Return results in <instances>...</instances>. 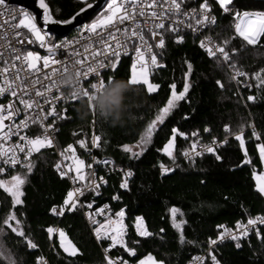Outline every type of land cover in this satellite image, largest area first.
I'll return each instance as SVG.
<instances>
[{
	"label": "trees",
	"instance_id": "trees-1",
	"mask_svg": "<svg viewBox=\"0 0 264 264\" xmlns=\"http://www.w3.org/2000/svg\"><path fill=\"white\" fill-rule=\"evenodd\" d=\"M44 1L52 18L64 22L94 0ZM195 3L199 6L203 0ZM208 4L217 17L209 32L220 45L228 41L225 50L231 56V63L247 74L242 78L250 80L252 90H243L239 94L224 65L201 50L195 37L186 35L182 43L171 39L165 43L160 53L162 67L150 73L151 83L159 85L156 92L148 93L145 85L138 84L123 93L121 107L128 115L123 124L113 127L96 110L84 121L80 120L77 111L83 114L87 108L83 101H79V109L77 102L59 124L57 145L67 158L73 153L66 150L69 145L74 148V153L83 157L76 141L83 133L87 134L94 117L96 133L101 138L96 153L110 156L115 164L133 170V178L126 188H120L119 177L112 174L101 196L94 197L88 192L84 197V200L95 199L99 204L111 205L116 220L126 226L122 239L128 248L135 249L136 255H128L119 245L112 253L131 262L152 255L163 264H188L224 230L249 218L264 216V196L257 191L254 179L255 173L264 171L258 149V145L264 143V84L256 79L258 72L264 78V72H261L264 70V36L259 38L258 44L248 45L234 28L236 12H264V0H233L229 13H224L215 0H208ZM105 15L109 13L103 7L95 13L93 23ZM189 64L191 74L186 80ZM130 68L129 60L120 58L115 62V68L106 74L107 82L114 84L124 79L128 83ZM217 81L223 87L218 86ZM186 82L190 88L185 100L178 102L164 123L157 126L151 143L141 144L148 125L170 98L171 85L175 84L179 93ZM250 95L256 97L254 102L248 100ZM226 127L230 131H225ZM173 128L182 134H178L174 142V159L162 151L173 135ZM253 128L260 135L259 140L252 135ZM241 129L245 141L243 148L235 139ZM191 133H198L207 142L215 139L221 145L214 147V153H204L195 163H186L182 153L191 146ZM125 145H139L140 152L137 155L126 152L123 150ZM56 162V153L44 149L33 158L34 167L30 172L22 168L0 176L4 181L17 173L24 176L20 197L23 203L14 209L20 224L11 223L22 229L27 240L37 247H27L25 238L11 233L3 225L4 218L13 211V198L3 189H0V227L6 235L0 236V244L12 253L17 264H36L41 257H46L48 264H106L101 247L78 208L66 211L63 216L51 213L69 191V182L59 174ZM161 165L174 170L161 173ZM114 196L118 200H114ZM173 207L179 210L176 222L184 221V242H181L180 231L173 226L170 212ZM121 210L125 213L122 218L116 215ZM138 218H142L151 236L138 234ZM49 227H58L66 233L78 249L76 256H69L61 249L57 235L48 233ZM259 230L264 237V224ZM212 252L219 264H264V238H258L252 232L247 238L221 242L212 248ZM203 264L213 263L206 260Z\"/></svg>",
	"mask_w": 264,
	"mask_h": 264
},
{
	"label": "built area",
	"instance_id": "built-area-1",
	"mask_svg": "<svg viewBox=\"0 0 264 264\" xmlns=\"http://www.w3.org/2000/svg\"><path fill=\"white\" fill-rule=\"evenodd\" d=\"M195 1L196 0H184L182 10L185 12H191L192 9L199 10L200 5L196 6ZM110 2L111 0H106V3L103 7L107 8V4ZM120 2L121 0H118V3ZM132 2L136 3L138 6L136 9L137 15L135 17V21L125 20L122 24L117 21L114 25H109L107 27L98 26L95 32L90 31L91 24H88L86 21L74 27L66 36L61 37L48 32L45 26H40L35 13L30 9H22L9 2L6 3V6H0V25H2V28H0V34H8V40L0 39V72H2L4 68H8L7 73L0 75V86H6L5 79H7L9 82L15 80L14 90L16 91L15 96L11 94V91H6L3 95H0V115L7 116L9 111L14 113L11 119L4 120L3 131L0 132V135L7 133L9 127L15 131L17 125H20L22 121H27L28 127L22 128L20 130V136H26L28 138L34 139L36 136H44L46 134L52 139L53 146L49 148H42L41 151L44 149H50L56 153V165H61V169L58 171L60 175L62 172H67L68 167L73 169L71 172H68L66 176H64L69 182V191H75L77 188L83 187L84 194L82 196L77 194L75 197V199L78 201L77 208L82 212L94 240L101 247L105 259L106 257H110L113 260L123 257L114 255L112 253L115 247L111 248L109 251H106V249H109L111 245V239L105 238L98 240L94 231L95 228L104 225V227L101 228L102 236L105 233H108L109 236L115 235L112 229L117 227V225L109 224V220H116L113 215V209L109 203L99 204L95 199L84 200V197L88 192H91L94 197L101 196L103 189L109 183V176L112 174L119 177V187L122 189L126 188L121 187V185L125 182V180L127 184L129 183V181L133 178V170L129 167H123L121 165L115 164V161L110 156L98 155L96 153L99 146L96 147L93 144L94 137L98 136L95 129L96 127L94 117L90 123L87 134L83 133L76 141V145L81 150L83 157L77 153H73V155L69 158H67L64 154L62 156L61 152L63 151L60 150L57 145L58 132L60 128L59 124L69 115V112L77 102L83 101L86 104V107L91 106V100L86 98V91H88L87 95L92 96L94 93L92 90L93 84L98 85L100 80H103L106 84V74L120 58L129 60L131 66L136 64V69H143V66L139 62L136 55L137 47L141 49V52L144 55V65L147 66L148 71L152 73L159 68L151 64V55L155 54L157 56L158 64L161 65L160 53L164 47L158 48L155 46L160 40L161 35H156L153 37L149 29H153L154 31L162 34L165 43L169 39L175 43H178L177 40L179 37H183L182 42H184L186 35H192L195 37L199 48L207 54L208 52L206 49L200 46L201 41L205 40L206 37H211V44H209L208 47H212L213 50H215L216 46L220 45L216 41L214 35L209 32V29H211L216 23L214 25H209L207 28L193 30L197 27L195 19H189V17L183 15L171 17L165 16L162 20L158 17H153L151 16L152 11L160 12L163 11V9L159 6L149 8L148 4L151 3V0H129V2L126 4L129 12L132 11ZM140 7H143L145 16L138 15ZM5 8H7V11ZM21 10L26 11L29 15L35 17L34 22L36 23L37 28L40 30V34H42L44 37L43 47L41 46V41H37L33 34L27 29H18V31L22 32L24 35L14 38L11 24L6 23L5 21H11L13 24L18 23V19L12 20V16L19 17ZM120 14L122 13H118V15ZM44 15L45 12L42 15V20H44ZM210 15H214L216 17L215 13L212 11ZM178 21H182V23ZM161 22L165 25L164 28H154L155 24ZM136 23L140 25L139 28L135 27ZM189 24H191L192 27H189ZM173 27L177 28L178 31L169 30ZM116 29H119L120 31H116ZM125 29L128 30L127 33L124 31ZM134 29L137 32H140L141 29L143 30V35L147 43H141L138 37L132 36V31ZM109 33H115V39H112L109 36ZM25 36L27 39L24 40L23 44H20L18 41L24 39ZM101 37L104 38V42L101 41ZM27 40H32V43L29 44ZM105 43L108 45L107 48L105 47ZM117 44L120 46L117 47ZM12 48H19L25 54L28 51H32L36 56L40 57V59L35 61L36 68L28 69L26 63L22 68V61L14 60L15 55L18 53L12 52ZM50 50L54 53V55H50ZM114 52H119V56L117 57L113 55ZM45 57H49V64L47 66L44 65ZM215 57L224 65L232 79L234 75V69L229 67V63H231V61H224L219 53ZM76 60L83 61L82 64H77L80 70L82 69L83 71H87L89 68L92 69V71L88 72L87 76L83 75V71L81 75H78L80 70L77 71L76 75L79 77V95L75 93L70 94L69 88L61 89L57 85L56 79L58 73L63 70L66 65H71ZM13 63H15V68L12 67ZM101 63L103 64V67H97V65ZM21 68L22 70H20L18 73L20 79H16V70ZM97 73H99V75H97ZM242 77L243 76H237L236 79H232L239 94H242L243 90H252V84L250 80L248 78L243 79ZM21 81L23 83H21ZM37 92H41L42 95L37 96ZM21 99L31 102L32 107L26 108L24 104L20 103ZM10 105L11 107H9ZM94 111L95 110H93L92 114H94ZM44 117H47V119ZM33 121L36 122L34 123ZM49 125H51L50 128L48 127ZM45 128L48 129L47 133H45ZM191 138V146L183 151V153L188 152L189 155L185 156L182 153V159L186 163H195L198 158H200L204 153H207L203 151L205 145L212 148L221 145L215 139H211L210 142L203 140L198 133H191ZM81 140L85 142V147L83 148L79 144V141ZM0 143L4 144L5 149H12L14 145L25 144L26 141H21L19 136L13 135L10 140L0 141ZM98 143L100 142L98 141ZM193 143L196 144L195 151L192 150ZM197 151L203 152V154L196 155ZM38 153L33 152L30 158L31 162ZM14 154L17 155L18 159L22 163H18L13 168L0 162V166L6 169L4 173L0 174V176H6L10 172L25 168L23 167V163H27L25 160V153L15 150ZM77 160H82L84 162L83 165H80V167L82 169V174L87 177L85 181L73 182L72 179H69V177H75L77 175L75 172ZM105 161H108L109 163H105ZM160 170L161 173H163L162 168H160ZM128 173H131V175H127ZM101 177L104 181H106V183H102L100 181L99 178ZM96 183L100 184L98 189H95ZM113 198L114 200H118L117 196H114ZM64 201L60 205L54 207L59 211L60 208L64 207ZM88 204H91L92 207L88 208ZM101 208L104 209L103 214L98 212V209ZM240 223L247 224V221ZM261 225L263 224L258 223L255 228L250 226L249 235L252 232L256 234V228L260 229ZM53 229L55 230L53 234L57 235L59 228L55 227ZM242 231L243 229H237V224H235L233 228L227 229V231L224 230L219 234L220 236L222 233H224L225 238L222 241H218L217 244L232 240L231 235L240 236ZM217 244L211 245L209 243L207 249L195 256L188 264H199V262L195 260L196 257L202 258L203 263L206 260L213 263L211 259V255H214L212 248ZM42 258H44L46 264H48L47 258ZM123 259L126 260L128 264H139V261L131 262L128 259ZM36 264H38V261Z\"/></svg>",
	"mask_w": 264,
	"mask_h": 264
},
{
	"label": "snow or ice",
	"instance_id": "snow-or-ice-1",
	"mask_svg": "<svg viewBox=\"0 0 264 264\" xmlns=\"http://www.w3.org/2000/svg\"><path fill=\"white\" fill-rule=\"evenodd\" d=\"M129 2V0H121L120 3H118V0H111L110 3L107 4V12L110 13L109 15L102 16L101 19H99L97 22L93 23L90 26V31L95 32L98 26L102 27H107L109 25H114L117 21L119 23H123L125 20H133L135 21V17L137 15V4L132 2L131 3V8L132 11L129 12L126 4ZM215 2L219 5L220 9L224 13H229L232 11V8L230 7L233 4V0H215ZM7 0H0V6H6ZM184 3V0H151V3L148 4L149 8L159 6L163 9V11L157 12V11H152L151 16L153 17H158L161 20L165 17H171V16H179L183 15L186 17H189V19H195L196 23V28L193 30H199L200 28H207L209 25H214L216 23V17L214 15H210L211 13V7L208 4V0H203V3L200 4L199 10L197 9H192L191 12H185L182 10V5ZM40 7L44 9L45 15H44V20L45 23L51 22L55 23L56 21L51 20V17L48 13V6L45 4L44 0H39ZM88 7H92V5H88ZM7 11V8H5ZM83 11V10H82ZM118 13H122L118 15ZM138 15L140 16H145V11L143 10V7H140V10L138 12ZM235 17L239 21L238 23L235 24V31L236 33L242 37V39L248 44V45H256L259 42V38L261 36H264V12H256V13H249V12H244L241 14L240 12L235 13ZM18 19V23H11V21L6 20V23H10L11 27L13 28V35L15 37H20L23 36L24 34L18 29H27L29 32H31L37 40L41 41V46L43 47V41L44 37L40 35V30L37 28L35 21V17L31 16L28 14V12L21 10V14L19 17L17 16H12V20ZM182 23V21H178ZM189 27H192L191 24L188 25ZM136 28H139L140 25L136 23L135 25ZM165 25L161 22L158 24L154 25V28L159 29V28H164ZM0 28H2V25H0ZM170 31H178L177 28L173 27L169 29ZM116 31H120L119 29H116ZM125 33H127V29L124 30ZM149 31L152 33V36L155 37L156 35H161L160 40L157 42L155 45L158 48H163L164 47V39L162 34L154 31L153 29H149ZM109 36L112 39H115V33H109ZM132 36L138 37V39L141 41V43H147L145 40V37L143 35V30L141 29L140 32L135 31V29L132 31ZM0 39L2 40H8V34L3 33L0 34ZM27 39L25 36L24 39L19 40L18 42L20 44L24 43V40ZM101 41L104 42V38L101 37ZM183 37H179L177 42H182ZM29 44L32 43V40H27ZM228 41H224L223 45H218L216 46L215 50H213L212 47H208L209 44H211V37H206L205 40L201 41V47L205 48L206 51L208 52V55L210 57H215L219 53L220 56H222L223 60L226 62L231 61V56L229 55V52L225 50V45H227ZM120 45L117 44V47ZM105 47L107 48L108 45L105 43ZM12 52L18 53L15 55L14 60L15 61H22V68L23 65L26 63V66L28 69H35L36 64L35 61L40 59V57L36 56L33 52L29 51L26 54L22 52L19 48H12ZM50 55H54L53 52L50 50ZM113 55L119 56V52H114ZM136 55L138 57L139 62L143 66V71L139 74V77L136 74V64H133L132 66V75L130 79L128 80V83L131 85H138V84H143L146 85L147 92L148 93H153L156 92L159 89L158 84H153L149 81L148 79V74H147V66L144 65V55L141 52V49L139 47L136 48ZM82 60H76L73 62V64H82ZM49 64V57L44 58V65L47 66ZM151 64L153 66L157 67H162V65L158 64L157 61V56L155 54L151 55ZM70 65H66L64 67V70L66 71L67 68ZM13 68H15V63L12 65ZM97 67H103V64H98ZM229 67L234 69V75L232 79H236L237 76H246L247 74L244 72L239 71L236 69V65L234 63H229ZM21 69H17V76L16 79H20L18 73ZM115 68V64L113 65V69ZM191 64L188 65V73L186 74L185 79L187 80V76L191 74ZM82 69L78 73V75L82 74ZM92 71L91 68L87 69V71H83V75L87 76L88 72ZM8 68H4L2 72H0V75L3 73H7ZM261 72H264V70H261ZM99 75V73H97ZM114 78V77H113ZM110 78L109 80H111ZM256 79L261 83L264 84V78H262L261 73L258 72L256 73ZM21 83H23L21 81ZM218 86L223 87V84L220 81H217ZM5 85L6 86H0V95H3L6 91H11V94L13 96L16 95L15 89V80L9 82L7 79H5ZM105 85V82L103 80L99 81V84H93L92 85V90L93 92L98 91L99 89H102L103 86ZM172 92L170 98L167 100L166 105L159 110V114L156 116V118L148 125L147 130L144 134V136L141 137V144H149L152 141V137L154 132L157 130V125L158 124H163L165 119L171 114L172 110L177 107L178 102L184 101L186 98V94L189 91L190 85L186 82L184 84L183 91L177 93L176 91V85L173 84L171 85ZM86 91V98L91 100L92 96L87 95ZM37 96L42 95L41 92L36 93ZM256 99L255 96L250 95L248 96V100L254 102ZM21 104H24L26 108H31L32 103L29 101H25L23 99L20 100ZM11 107V105L9 106ZM14 115L13 112L9 111L7 116L0 115V132L3 131V122L5 119H11V117ZM47 119V117H44ZM34 123L36 121H33ZM28 123L27 121H22L20 125L16 126V130L13 131L11 127H9L7 133H3L0 135V141H6L10 140L13 135L19 136L21 141H26L25 144H16L13 146L12 149H5L4 144L0 143V162L2 164L9 165L11 167H15L18 163H22L17 155L14 154L15 150H18L19 152L25 153V160L27 163H23V167L27 169L28 172L31 171L32 167L34 165L31 163V156L33 152H40L42 148H49L53 146V141L50 137H48L46 134L44 136H36L34 139L33 138H28L26 136H20V130L22 128H27ZM49 128L51 125L48 126ZM47 128H45V133H47ZM225 131H230L229 128H225ZM173 135L169 139L168 143L165 145V147L162 149V151L167 154L170 158H173V153L172 149L174 146V142L176 139V136L182 135L179 133L178 129L173 128L172 129ZM252 135L255 136L257 140L260 139V135L256 133L255 129L253 128ZM100 136H95L93 140L94 146L98 147L99 143L98 141L100 140ZM235 139L240 142L241 147H244V136H243V129H241L240 134L235 136ZM80 146L83 148L85 147V142L83 140L79 141ZM27 149V150H26ZM259 153L261 159H264V143L258 145ZM67 151H71L74 153V148L69 145L68 148L66 149ZM123 150L126 152L132 151L131 148H129L127 145L123 146ZM192 150H196V144L193 143L192 145ZM204 152H209V153H214L215 149L212 147H209L207 145L204 146L203 149ZM63 152H61V155L63 156ZM203 152H196V155H202ZM137 155V154H133ZM183 155L188 156V152H184ZM245 155H247V151L245 150ZM217 159H220L219 156H217ZM250 162V161H246ZM82 160H77V166L75 168L76 176L75 177H69V179H72L73 182H78V181H85L87 177L82 174V169L80 165H83ZM105 163H109L108 161H105ZM162 172L163 173H168L169 171H173L174 169H169L165 167L164 165H161ZM56 169L59 171L61 169V165L57 164ZM5 168L0 166V174L5 172ZM73 169L71 167L67 168V172H62V176H66L68 172H71ZM127 175H131V173H128ZM102 183H106V181L103 180V178H99ZM255 179L257 180V191L260 192L262 195H264V174L255 176ZM25 183V178L24 176L17 174L11 177V182L10 186L9 183H6L4 180H0V189H3L4 192H6L9 196L13 198L12 202V208L13 211L9 213L7 217L4 218L3 220V225L7 227L11 233L18 235L19 237L25 238L27 242V247L31 249H35L37 245L33 243L31 240H27L25 237V234L22 229H19L17 226L20 224V221L16 219L15 216V211L14 209L16 208L17 205H20L23 203V201L20 199V197L23 195L21 191V186ZM100 187L99 183L95 184V189H98ZM121 187H127V182H125L121 185ZM79 195H83V187L77 188L75 191H69L67 193V198L64 201V207L60 208L59 211L54 207L51 211L53 214L63 216L65 211H75L78 205V201L75 199V197ZM99 194V193H97ZM88 208H91L92 205L88 204ZM178 209L173 207L170 209L172 219H173V226L176 227L180 233H181V242L183 241V230H182V224L184 221L176 222V214L178 213ZM98 212L100 214L104 213V209H98ZM118 217H123L125 215L124 211L121 210L119 213L116 214ZM11 221H15V224L17 226H13ZM260 223L264 224V216L262 217H257V218H249L247 220V224H242L240 222L237 223V229H243L241 232L240 236L237 235H231L232 240H239L242 237H247L249 235V230L250 226L252 228H255V226ZM109 224H114L117 225V227H114L112 231L115 233V235L109 236L108 233H105L103 236L101 235V228L104 227V225H101L100 227H97L94 229L96 238L98 240H102L105 238L111 239V245L109 249H106V251H109L111 248L116 247L119 245L120 247L124 248L125 251L128 253L130 256H135L136 251L134 248H128L127 243L122 239L123 235L125 234L126 231V226L122 224L121 221L119 220H109ZM136 228L137 232L140 236L142 237H147L151 236L152 233H150L147 230L146 225L143 224L142 218L137 219L136 223ZM49 234H52L55 230L51 227L47 229ZM227 231V230H225ZM6 235L4 232V228L0 227V236ZM256 235L258 238H264L261 237L260 230L256 228ZM59 236L61 237V248H63L64 252L67 253L69 256H76L78 253V249L71 243V241H68V246H65L64 240L66 239V234L63 231L59 232ZM225 238L224 233H222L216 240H210L211 245L217 244L218 241H222ZM236 246L239 248L240 244L237 243ZM211 255V254H210ZM211 259L213 261V264H218L216 261V257L214 255H211ZM195 260L199 262V264H203L202 258L196 257ZM0 261L3 262V264H17L16 259L13 257L12 253L8 251L3 244H0ZM38 264H46V261L44 258H39L38 259ZM106 264H128L126 260L123 258H118L117 260H113L110 257H106ZM139 264H163L162 261H157L153 256L149 255L146 259H142L139 261Z\"/></svg>",
	"mask_w": 264,
	"mask_h": 264
},
{
	"label": "clouds",
	"instance_id": "clouds-1",
	"mask_svg": "<svg viewBox=\"0 0 264 264\" xmlns=\"http://www.w3.org/2000/svg\"><path fill=\"white\" fill-rule=\"evenodd\" d=\"M80 68L77 64H71L67 70H61L57 75V85L61 88H69L70 94L79 95V77L76 75ZM115 77L113 78V80ZM133 89V85L121 79L120 82H107L102 89L92 94L91 106L83 110V114L77 109L80 108V102L76 109L78 118L84 121L89 115L96 110L105 121L109 122L113 127L121 125L125 122L127 111L121 107L123 93ZM79 101V99H78Z\"/></svg>",
	"mask_w": 264,
	"mask_h": 264
},
{
	"label": "water",
	"instance_id": "water-1",
	"mask_svg": "<svg viewBox=\"0 0 264 264\" xmlns=\"http://www.w3.org/2000/svg\"><path fill=\"white\" fill-rule=\"evenodd\" d=\"M7 2L17 5L22 9H30L36 15L38 24L40 26H45L46 30L50 33L55 34L56 36H66L69 32L76 26L86 22L91 18L96 12L101 10L106 3V0H94L83 7H81L77 12H75L69 19L64 22H58L52 18L49 13L51 20L56 21L55 23H45V20H42V15L45 12L43 8L40 7L39 0H7ZM45 2V1H44ZM47 5V3L45 2ZM92 5V7H88ZM48 6V5H47ZM83 10V11H82Z\"/></svg>",
	"mask_w": 264,
	"mask_h": 264
},
{
	"label": "rangeland",
	"instance_id": "rangeland-1",
	"mask_svg": "<svg viewBox=\"0 0 264 264\" xmlns=\"http://www.w3.org/2000/svg\"><path fill=\"white\" fill-rule=\"evenodd\" d=\"M99 12V11H98ZM257 11H255V12H249V13H256ZM110 14V13H109ZM243 14V13H242ZM95 16V14L91 17V18H89L87 21H88V23H90L91 25L93 24V17ZM101 19V18H100ZM239 21L236 19V22H235V24L236 23H238ZM95 23V22H94ZM234 28H235V26H234ZM41 36H42V34H40ZM34 36V35H33ZM35 37V36H34ZM242 38V37H241ZM35 39H36V37H35ZM37 40V39H36ZM37 41H39V40H37ZM29 52V51H28ZM32 52V51H31ZM143 71V69H136V74H137V76L139 77V74L141 73ZM150 71H147V74H148V79H149V81H150ZM131 75H132V66H131V68H130V77H131ZM130 77H129V79H130ZM151 82V81H150ZM146 86V85H145ZM159 114V113H158ZM157 114V115H158ZM156 115V116H157ZM156 118V117H155ZM154 118V119H155ZM153 119V120H154ZM152 120V121H153ZM151 121V122H152ZM159 125V124H158ZM157 125V126H158ZM129 148H131V150L132 151H130V153H132V154H136V153H138V152H140V146L139 145H131V146H128ZM72 155H73V153H72ZM263 160V163H264V159H262ZM18 174V173H17ZM17 174H15V175H17ZM263 174H264V171H263ZM258 175H261V173H259V174H257V176ZM5 182L6 183H9V186H10V182H11V177L9 178V179H7V180H5ZM61 231V230H60ZM59 231V232H60ZM59 232H58V234H57V236H58V240H59V244H60V246H61V237L59 236ZM65 233V232H64ZM66 234V233H65ZM68 239V238H67ZM67 239H65L64 240V243H65V246H68V240ZM70 241V240H69ZM63 249V248H62ZM149 255H147V256H145L144 258H142V259H146L147 257H148ZM152 256V255H151ZM142 259H140V260H142Z\"/></svg>",
	"mask_w": 264,
	"mask_h": 264
},
{
	"label": "crops",
	"instance_id": "crops-1",
	"mask_svg": "<svg viewBox=\"0 0 264 264\" xmlns=\"http://www.w3.org/2000/svg\"><path fill=\"white\" fill-rule=\"evenodd\" d=\"M264 164V163H263ZM257 174H259V173H255L254 174V179H255V176H257ZM261 174H263V173H261ZM255 183H256V187H257V180L255 179ZM264 196V195H263ZM60 231V230H59ZM68 237H67V235H66V239H67ZM57 240H58V236H57ZM68 240V239H67ZM69 241V240H68ZM58 242H59V240H58ZM59 246H60V244H59ZM61 247V246H60ZM62 249V248H61ZM63 250V249H62ZM64 251V250H63ZM67 254V253H66Z\"/></svg>",
	"mask_w": 264,
	"mask_h": 264
}]
</instances>
